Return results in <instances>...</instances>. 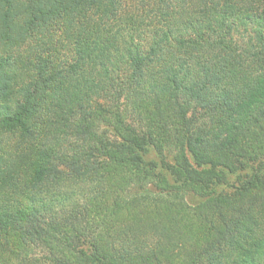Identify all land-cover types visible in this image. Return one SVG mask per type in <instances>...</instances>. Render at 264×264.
<instances>
[{"label":"trees","instance_id":"16d2710c","mask_svg":"<svg viewBox=\"0 0 264 264\" xmlns=\"http://www.w3.org/2000/svg\"><path fill=\"white\" fill-rule=\"evenodd\" d=\"M0 264H264V0H0Z\"/></svg>","mask_w":264,"mask_h":264}]
</instances>
